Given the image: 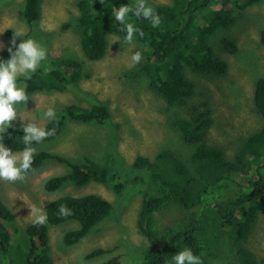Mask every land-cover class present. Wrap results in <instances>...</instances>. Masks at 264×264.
Returning a JSON list of instances; mask_svg holds the SVG:
<instances>
[{"label":"trees","instance_id":"obj_1","mask_svg":"<svg viewBox=\"0 0 264 264\" xmlns=\"http://www.w3.org/2000/svg\"><path fill=\"white\" fill-rule=\"evenodd\" d=\"M261 1L170 0L169 4L151 5L161 17L157 28L130 13L127 22L144 33L142 38L139 35L134 38L141 49L142 61L145 59L138 64L137 76L142 72L148 79V88L167 105L182 104L194 91V85L184 74V65L201 75H225L228 65L213 56L208 38L219 28L232 26L237 11ZM130 3L133 0L78 1L80 45L87 60L97 61L104 57L108 35L124 39L126 33L120 31L122 26L115 20L114 12L115 8ZM39 11V0L26 1L28 25L39 18ZM260 40L264 44V31L260 33ZM224 46L235 50L232 44ZM8 49L0 51V60L9 59ZM52 66L56 68L48 74L40 70L32 74L31 79H18L17 82L23 81L27 85V94L31 95L64 91L80 77L81 65L76 61L56 60ZM63 67L72 69L70 74ZM253 87V107L264 121V79L258 78ZM209 114V110L204 111L192 120H179L173 125L181 133L183 144L193 148L189 160L194 173L191 174L182 162L174 160V155L168 151L159 154L154 161L141 156L135 161L134 166L144 171L147 180V191L142 196L136 219L139 235L150 244L141 264H172V256L185 247L198 255L202 264H211L214 252L218 253V258L224 250L233 255L234 262L231 259L228 264H258L256 255L246 247V241L264 215V123L246 137L235 156L228 159L219 149L205 144L211 125ZM66 119L104 125L109 112L102 104H94L88 109L66 106L60 117L44 126L46 130L54 128L55 135L43 142L62 133ZM22 136L23 130L10 127L3 143L13 152H21L24 148ZM166 160L172 164L168 166ZM46 162L64 164L69 169L65 175L45 181L43 188L47 192H54L67 182L82 187L92 181L114 189L116 194H121L125 187V183H116V174L88 158L76 164L55 154L36 152L32 171ZM136 178L143 180L140 175ZM62 204L72 210L71 216L59 215ZM111 210L112 204L96 194L52 200L45 206L47 222L44 225L30 223L24 230L26 243L20 244V251L16 252L12 242L19 231L14 215L0 197V264H51L49 227L76 222L77 228L63 236L65 245H74L107 218ZM104 253L105 250L94 249L85 258L92 259Z\"/></svg>","mask_w":264,"mask_h":264},{"label":"rangeland","instance_id":"obj_2","mask_svg":"<svg viewBox=\"0 0 264 264\" xmlns=\"http://www.w3.org/2000/svg\"><path fill=\"white\" fill-rule=\"evenodd\" d=\"M26 1L0 0V51L7 48L15 51L13 39L18 45L21 40L31 38L47 49V59L36 72L43 70L45 64L51 66L56 60H69L80 63L81 73L64 91L29 95L25 106H17L18 117L12 127L23 130L22 124L29 122L44 127L60 117L64 107L69 105L85 109L94 104L104 105L109 112L104 125L66 119L62 133L34 148L36 152L55 154L76 164L88 158L116 174V183H125V187L121 194H116L114 189L92 181L82 187L67 182L58 190L47 192L43 188L46 180L69 172L66 165L56 162L42 164L22 182L0 181V197L14 215L19 231L13 236V249L20 251V244L26 243L24 230L33 223L29 215L32 205L45 210L50 201L62 196L96 194L112 204L109 216L82 240L69 246L63 243V236L77 228L76 222L49 227L51 264H141L150 244L139 235L136 219L142 196L147 191V180L144 171L134 166L136 159L141 156L154 161L159 154L168 151L174 155V160L194 173L189 160L193 148L183 144L181 133L173 125L179 120H192L204 111L209 110L211 118L205 144L219 149L228 159L235 156L246 137L263 126L264 121L254 110L252 96L255 81L264 79V44L260 40V33L264 31V0L237 11L232 26L219 28L209 36L208 45L213 56L228 65L225 75H201L184 65V74L194 85V91L176 106L167 105L148 88V79L142 72L137 76L138 64L131 66L130 59L135 51L141 50L136 42L134 46L128 45L124 39L117 40L110 34L103 58L90 61L84 57L80 45L79 0H39L40 16L30 25L25 18ZM147 3L169 4L170 0H147ZM224 44H232L235 50L231 51ZM143 62L145 59L139 64ZM62 69H67L68 74L72 70ZM17 83L25 84L23 81ZM49 107L56 113V118L50 121L43 118ZM166 164L172 163L166 160ZM128 175L131 177L126 178ZM139 175L143 180L136 178ZM263 216L246 241V247L256 255L258 264H264ZM94 249L105 250V253L86 259ZM217 254L215 251L212 255L211 264L219 261L228 264L231 259L234 262L230 251L224 250L216 258Z\"/></svg>","mask_w":264,"mask_h":264},{"label":"clouds","instance_id":"obj_3","mask_svg":"<svg viewBox=\"0 0 264 264\" xmlns=\"http://www.w3.org/2000/svg\"><path fill=\"white\" fill-rule=\"evenodd\" d=\"M132 13L136 18L148 20L153 28L161 24V17L155 9L147 3V0H133L129 5H122L115 8L114 18L122 26L120 31L125 32L124 43L134 46V38L144 33L133 23L127 22V17ZM119 40V37L116 38ZM12 48H9V59L0 60V181L15 183L24 181L27 174L32 171L33 156L36 149L33 143H42L48 137L55 135V129L46 130L35 122L22 124V143L24 148L19 153H13L10 148H6L3 140L7 130L12 127V122L18 117V105H26L30 99L26 91V84H18L20 77L25 80L31 79L42 62L47 59V49L34 39L21 40L17 45L15 39L12 41ZM131 66L141 62L143 55L141 51H135L131 57ZM43 71L45 74L53 71L50 65L45 64ZM45 120L56 118L55 109L47 108L43 113ZM30 216L36 225H44L47 222V213L44 208L32 205ZM58 213L61 217L71 216L72 210L67 205H60ZM172 264H202L200 257L193 251L185 247L172 256Z\"/></svg>","mask_w":264,"mask_h":264},{"label":"crops","instance_id":"obj_4","mask_svg":"<svg viewBox=\"0 0 264 264\" xmlns=\"http://www.w3.org/2000/svg\"><path fill=\"white\" fill-rule=\"evenodd\" d=\"M5 24L8 23V21L4 20Z\"/></svg>","mask_w":264,"mask_h":264}]
</instances>
